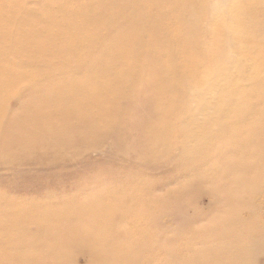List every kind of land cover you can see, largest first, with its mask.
<instances>
[{"label":"bare ground","instance_id":"6f19581e","mask_svg":"<svg viewBox=\"0 0 264 264\" xmlns=\"http://www.w3.org/2000/svg\"><path fill=\"white\" fill-rule=\"evenodd\" d=\"M39 2L0 1V264H258L264 0Z\"/></svg>","mask_w":264,"mask_h":264},{"label":"rangeland","instance_id":"374dc122","mask_svg":"<svg viewBox=\"0 0 264 264\" xmlns=\"http://www.w3.org/2000/svg\"><path fill=\"white\" fill-rule=\"evenodd\" d=\"M1 1V0H0ZM22 4L24 5H29V6H39L40 9H44V7L42 6V4H40V0H19ZM238 11L240 12L241 9H238ZM8 22H10V24L13 26V22L11 20H8ZM248 30V28H247ZM264 30V29H263ZM101 33L103 34L104 31L102 30ZM253 36L258 40L259 44H255L253 47L256 50V52H261L263 51V47H264V31L262 32V35L254 33ZM5 59L7 61V57L5 56ZM22 66L23 69L25 71L31 72L32 74L36 75L38 73L39 70H41L42 68H45V65L41 64V63H35V62H31V61H27V60H23L22 61ZM72 66H74L72 64ZM260 78H263V74L260 75ZM239 81H241L242 79H238ZM11 108H15L14 105ZM182 110L183 112H185V110H189V109H179ZM263 159H264V154H261ZM103 155H100V151L94 150L91 152H88V157L87 159H100ZM5 165H1L0 167V175L1 176H7L9 173V168H5ZM72 168V167H71ZM31 170L30 165L26 166L23 168V172L25 174L29 173V171ZM264 185V179H261L260 181H258V186L262 187ZM71 197H76L78 195V190L76 187H70L68 189ZM199 194V193H198ZM202 194V193H200ZM204 195H202L201 200H198V203L202 206H208V200H206L204 198ZM66 261L69 263V261L72 264H86L85 258L79 254V252H69L65 255ZM258 264H264V257L263 259L260 260V262Z\"/></svg>","mask_w":264,"mask_h":264},{"label":"snow or ice","instance_id":"6c2138e0","mask_svg":"<svg viewBox=\"0 0 264 264\" xmlns=\"http://www.w3.org/2000/svg\"><path fill=\"white\" fill-rule=\"evenodd\" d=\"M37 87H43V85H42V84H40V85H37Z\"/></svg>","mask_w":264,"mask_h":264}]
</instances>
